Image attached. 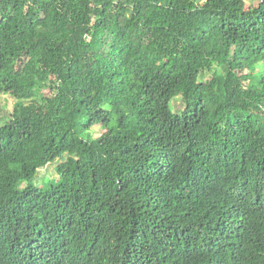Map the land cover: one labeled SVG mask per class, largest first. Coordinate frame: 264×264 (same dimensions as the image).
<instances>
[{"label":"trees","instance_id":"16d2710c","mask_svg":"<svg viewBox=\"0 0 264 264\" xmlns=\"http://www.w3.org/2000/svg\"><path fill=\"white\" fill-rule=\"evenodd\" d=\"M2 94L0 264H264V0H0Z\"/></svg>","mask_w":264,"mask_h":264},{"label":"rangeland","instance_id":"374dc122","mask_svg":"<svg viewBox=\"0 0 264 264\" xmlns=\"http://www.w3.org/2000/svg\"><path fill=\"white\" fill-rule=\"evenodd\" d=\"M259 0H245L246 6L257 4ZM208 75L205 76L207 78ZM15 99L7 94L0 95V120L8 117L9 113L13 108ZM92 132L94 135H98L103 132L99 127H95ZM58 162H51L49 165L40 168L37 172L34 183L38 186H41L44 182L48 181V178L56 177L55 167Z\"/></svg>","mask_w":264,"mask_h":264}]
</instances>
